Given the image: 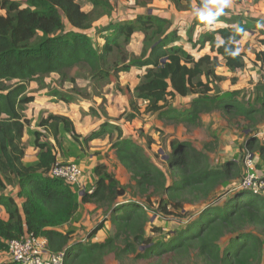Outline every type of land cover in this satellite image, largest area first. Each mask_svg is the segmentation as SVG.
Segmentation results:
<instances>
[{
  "label": "trees",
  "instance_id": "16d2710c",
  "mask_svg": "<svg viewBox=\"0 0 264 264\" xmlns=\"http://www.w3.org/2000/svg\"><path fill=\"white\" fill-rule=\"evenodd\" d=\"M84 1L91 7L90 12H85L77 0H0V11L4 12L0 14V209L7 215L5 220L0 218V253L6 252L8 241L27 232L45 238L51 253L64 252V264H103L108 255L120 264L129 256L135 261L169 257L178 264L190 260L197 264H264V196L239 188L236 181L241 178L240 165L233 160L212 167L206 154L188 142L173 140L169 144L171 152L166 154L167 172H163L142 146L124 137L119 126L104 122L97 131L80 139L69 118L47 114L40 117L36 126L54 144L43 139V132L32 130L31 144L39 152L38 159L32 164L23 161V139L30 127L23 112L34 102L28 86L36 83L45 88L44 79L53 74L74 83L67 76L74 69H86L94 85L109 84L112 77L133 68L144 69L133 92L127 87L118 89L123 95H133L134 100L129 102L133 112H139L135 101H141L144 112L164 124L198 127L201 115L215 111L251 125L264 120V98L258 97L254 105L246 106L239 99L238 90L210 96L213 81L221 80L216 75L219 58L232 74L244 68V56L237 51V44L254 30L251 20L243 22L216 15L207 21L195 18L185 33L187 43L198 52L208 47L215 55L194 58L178 45L180 36L168 19L146 13L94 27L96 21L108 16L112 1ZM123 1L145 8L155 0ZM166 1L177 11L189 9L192 2L201 5L199 0ZM232 1L239 4L244 0ZM209 21L223 22L227 27L197 33L192 40L193 30ZM92 29L103 41L101 45L94 44L89 36ZM136 32L143 36L137 56L126 50ZM257 60L264 63V54H259ZM48 95L65 104L74 101L71 94L57 89ZM188 96L194 99L187 108L171 106L170 100ZM113 134L110 149L128 175V184L119 181L104 164L93 168L95 182L91 193L87 189L78 194L61 179L48 176L56 161L55 150L62 149L63 135L79 146H87ZM152 144L154 140L147 138V146ZM245 145L249 153L257 152L264 163V146L257 138L248 137ZM14 186L16 198L22 200L19 205L6 193ZM129 191L132 198L121 201ZM198 203L205 206L194 219L169 233L168 238L146 235L148 210L155 208V214L179 219L187 214L183 213L184 205ZM84 204L103 211L102 221L89 232L88 239L106 222L111 225L113 233L104 241L72 242L74 230H60L77 220L78 208ZM161 231L154 227L151 233Z\"/></svg>",
  "mask_w": 264,
  "mask_h": 264
},
{
  "label": "rangeland",
  "instance_id": "374dc122",
  "mask_svg": "<svg viewBox=\"0 0 264 264\" xmlns=\"http://www.w3.org/2000/svg\"><path fill=\"white\" fill-rule=\"evenodd\" d=\"M111 10L108 16H104L96 21L93 26H103L108 24L110 21H122L134 19L138 15H144L146 13L155 16L163 17L171 21L172 29L176 30L180 36L178 45L186 48L194 58H198L200 55L209 54L211 57L215 54L209 52V48L206 47L202 51L198 52L197 49H193L190 44L187 43L188 30L192 28L195 18L199 16L201 12L208 11L211 15H216L218 18L226 19H238L243 22L251 20L254 26L252 33L245 34L243 40L237 44V51L243 54V60L245 66L243 69L236 71L232 74L227 71L223 66V61L219 58L220 66L216 68V75L221 80L213 81L214 90L210 96H219L223 93L232 92L238 90L239 99L246 106L254 105L255 99L260 97L264 98V63L257 60L259 54H264V0L255 3L252 0H244L239 4L229 0L228 6L221 8L219 13L216 12L215 8L206 9V5L209 0H199L201 5H197L196 2L191 3V7L184 11H177L174 6L166 0H155L145 8L138 7L132 2H123V0H111ZM80 7L86 12L91 11V7L84 0H77ZM0 14H4L0 11ZM227 26L223 22H206V24H200L192 32V40L198 34L210 32L219 28H226ZM69 29V27L67 26ZM139 33V32H136ZM135 33V35H136ZM92 38L94 44L101 42L97 39L94 34V30L88 32ZM133 35L132 40L126 47V50L137 56L136 51V38ZM142 38V35L140 34ZM129 75V76H128ZM68 78H73L74 83H70L68 79H63L57 74L50 75L44 79L46 84L45 88H40L38 84L31 83L28 86V94L32 96L35 101H40L50 97L48 94L52 89L61 90L71 94L74 101L70 103L71 110L74 112L78 107L80 108V117L83 121L90 120L95 121L97 124L108 122L111 125L119 126L122 129L124 137L132 139L137 144L145 149L146 155L150 160L163 172H167L166 154H170L171 149L169 144L171 141L176 140L179 142H188L196 150L203 152L209 158V164L212 167L221 166L227 160H233L240 165L241 176L244 172V162L249 159L255 162L256 165L262 164L263 162L259 159V154L246 148L245 140L249 138H257L258 142L264 146V120L257 125H251L243 119L231 120L227 117L222 116L219 112H212L210 114L201 115V124L198 127H185L184 125L175 124H164L159 121L155 115H149L144 112L145 104L141 101H135L139 107V112H133L129 106L130 99H133V95H123L119 91L125 87L129 88L131 92L136 87L133 83L134 76H130L129 73H122L119 76H115L110 79V83L102 85H94L89 81V77L86 69H74L67 72ZM235 79L236 82L232 83ZM139 82V81H138ZM138 84V83H137ZM136 84V85H137ZM135 86V87H134ZM74 88V89H73ZM76 90L74 93L73 91ZM79 94V95H76ZM80 95L83 97H80ZM46 97V98H45ZM194 99L192 96L185 98L176 97L170 100L171 106L177 109H185L188 107L190 101ZM55 101V100H54ZM60 101H55L54 104H58ZM68 105V104H67ZM32 106V110L36 106ZM25 107V111L28 108ZM58 106V105H55ZM85 109V110H84ZM37 110V109H36ZM36 118L34 124L30 121L29 133L24 136L25 150L28 151L26 163H35L31 152V136L32 130H40L43 132L44 140L50 141V136L44 133L40 128L37 129V123L42 115ZM48 114V113H47ZM24 115V112H23ZM72 115L77 117L79 114L74 112ZM26 118V117H25ZM133 118V119H131ZM80 122V124L83 123ZM93 133V132H92ZM78 134V133H77ZM88 134H91L89 132ZM62 135V134H61ZM80 139L85 134H78ZM147 138H152L154 144L147 146ZM79 139V140H80ZM115 139V134L106 135V137L90 142L87 146H79L75 142H71L69 137L61 138L62 149L55 151L57 162H73L81 166L83 170V190L80 192L75 189L78 194H82L86 190V186L93 187L94 183L89 182L90 176L87 174L88 166H92L94 163L104 164L107 166L108 171L112 172L116 178L122 183H129V178L125 172L118 170L117 161L110 153L111 143ZM81 141V140H80ZM262 162V163H261ZM95 165V166H96ZM94 168V167H93ZM93 173V169H92ZM240 178L236 181L239 182ZM87 181V182H86ZM95 182V181H94ZM169 182V180H168ZM235 184V183H232ZM17 187L8 188L6 193L10 194L14 199L18 200L15 196ZM131 192L120 199L121 201L130 200ZM80 196L78 197V199ZM136 200L140 201L138 196ZM205 206V203H198L194 205H184L183 213H187L183 218L176 219V216L164 218L162 215L155 214L154 209L148 210V216L150 222L146 227V235L152 238L161 239L162 237L168 238V234L184 225L186 222L194 219L201 208ZM81 212V214H79ZM86 213V214H85ZM88 214V215H87ZM88 217V218H87ZM76 221L72 222L67 226V229H73V233H77L71 238L77 242L92 243L102 242L109 235L113 233L111 225H107L104 231L100 232L97 236L88 239L89 232L98 225L103 219V211L96 207L91 210L79 206ZM84 225H83V224ZM107 223V222H106ZM160 227L162 231L159 233H151L152 228ZM226 239L221 241L223 245ZM9 262L8 256L5 253H0V263ZM103 264H120L119 261L115 260L113 255H108ZM123 264H178L172 263L169 257L163 259H151L145 261H135L133 256H129ZM185 264H197L195 260Z\"/></svg>",
  "mask_w": 264,
  "mask_h": 264
},
{
  "label": "built area",
  "instance_id": "2783aa9c",
  "mask_svg": "<svg viewBox=\"0 0 264 264\" xmlns=\"http://www.w3.org/2000/svg\"><path fill=\"white\" fill-rule=\"evenodd\" d=\"M48 176L61 179L79 192L84 189L83 170L80 165L73 162L56 160L48 171ZM238 186L253 195L264 196V163L257 168L254 161L247 159ZM5 255L8 256L9 262L17 264H64V252L51 253L45 238L27 232L17 239L8 241Z\"/></svg>",
  "mask_w": 264,
  "mask_h": 264
},
{
  "label": "crops",
  "instance_id": "0c3cea01",
  "mask_svg": "<svg viewBox=\"0 0 264 264\" xmlns=\"http://www.w3.org/2000/svg\"><path fill=\"white\" fill-rule=\"evenodd\" d=\"M124 2V1H123ZM85 11V10H84ZM86 12V11H85ZM140 34L141 33H136V35L135 36H137V38H136V50H134V51H136V53L135 54H137V55H139L140 53H141V50H142V40H143V36H142V38L140 37ZM142 35V34H141ZM100 42H101V44L103 43V41L102 40H100V39H98ZM143 73H144V69H136V68H133L131 71H130V76L133 74L134 76H136V77H134V79L132 80L133 81V83L135 84V86H136V84L138 83V81H139V77L141 76V75H143ZM129 76V75H128ZM134 86V87H135ZM46 98V97H45ZM55 103V101H54V99L52 98V97H48V98H46V99H42V100H40V101H35V99H34V102L33 103H31L32 105H34V106H36V108L34 109V110H32V106H28V108L26 109V111H24V116L26 117V119H29L30 121H31V123L32 124H34L36 121V118H37V116L39 115V113H41L40 115H42V113H44L43 114V116H46L47 115V113L48 114H53V115H60V116H65V117H67V118H69L71 121H72V123H73V125H74V129H75V131H76V133H78V134H85V135H89L88 133L89 132H95V131H97L98 130V127H99V125L100 124H97V122H95V121H90V120H85V121H83L82 119H81V117H80V112H81V110H80V108L78 107L74 112H76L77 114H79L77 117H74V115H72L74 112L71 110V105H67V104H65V103H63V102H58V104H54ZM55 105H58V106H55ZM37 109V110H36ZM85 110V109H84ZM81 121H83V123L82 124H80V122ZM38 129V128H37ZM39 130V129H38ZM40 131V130H39ZM23 141H24V139H23ZM49 142H51V144H54V140L52 139V138H50V141ZM94 142V141H93ZM32 150H33V152H31L32 153V155H33V160L36 162L37 161V159H38V150H36V149H34V148H32ZM55 151H58L57 149L55 150ZM110 153H112V155H113V152L112 151H110ZM27 154H28V151H26L25 150V156H24V159H23V161L25 162V161H27ZM26 163V162H25ZM95 165H96V163H94L92 166H88V167H86L87 168V174H88V176H90V183L91 182H93L94 183V181H95V177H94V174L92 173V169H93V167H95ZM116 165H117V168H118V170H122V172H125L124 170H123V168L119 165V163H116ZM127 175V174H126ZM128 176V175H127ZM118 179V178H117ZM119 180V179H118ZM87 182V181H86ZM84 185H85V183H83ZM86 189L85 190H87V189H89V190H91L92 189V185L91 186H86L85 187ZM17 190V189H16ZM17 192V191H16ZM10 195V194H9ZM15 195H16V193H15ZM18 200H16L15 199V201H16V203L19 205L20 203H21V199H19V198H17ZM83 206V208H85V209H88V210H91L92 208H94L95 206L94 205H89V204H84V205H82ZM79 214H81V212H79ZM86 214V213H85ZM88 215V214H87ZM0 218L1 219H6L7 218V215H6V213L3 211V209H0ZM88 218V217H87ZM83 224V223H82ZM69 224H67V225H64L60 230L61 231H66L67 230V226H68ZM84 225V224H83ZM107 225H110L109 223H106L105 225H104V228L102 229V230H100L95 236H97L100 232H102V231H104V229H106V227H107ZM77 233H72L71 234V238L73 237V236H75ZM72 242H77L76 240H72Z\"/></svg>",
  "mask_w": 264,
  "mask_h": 264
},
{
  "label": "clouds",
  "instance_id": "9594fccd",
  "mask_svg": "<svg viewBox=\"0 0 264 264\" xmlns=\"http://www.w3.org/2000/svg\"><path fill=\"white\" fill-rule=\"evenodd\" d=\"M229 0H209V3L206 5V9L215 8L216 12L219 13L221 8L227 7ZM199 18L202 20H209L211 18V13L208 11L201 12Z\"/></svg>",
  "mask_w": 264,
  "mask_h": 264
}]
</instances>
